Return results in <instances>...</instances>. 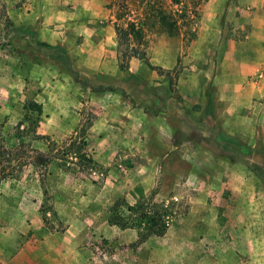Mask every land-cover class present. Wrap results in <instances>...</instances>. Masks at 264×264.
<instances>
[{
  "label": "rangeland",
  "instance_id": "obj_1",
  "mask_svg": "<svg viewBox=\"0 0 264 264\" xmlns=\"http://www.w3.org/2000/svg\"><path fill=\"white\" fill-rule=\"evenodd\" d=\"M129 22L142 39L118 49ZM48 32L56 43L39 41ZM262 40L264 0H0V264H264V143L225 142L210 123L238 64L218 56ZM54 48L91 87L117 89L74 82ZM256 78L233 96L242 125L249 106L264 123ZM167 107L184 111L174 143L187 141L163 152L152 115ZM148 208L163 235L110 223Z\"/></svg>",
  "mask_w": 264,
  "mask_h": 264
},
{
  "label": "crops",
  "instance_id": "obj_2",
  "mask_svg": "<svg viewBox=\"0 0 264 264\" xmlns=\"http://www.w3.org/2000/svg\"><path fill=\"white\" fill-rule=\"evenodd\" d=\"M40 5H41L40 3L38 4L34 3L30 14L35 15V16L42 15L44 13L43 12L44 7L43 6L41 7ZM52 8H55V7L53 6ZM9 13L11 15L15 14L12 11H10ZM25 13H27V11ZM45 35L46 37H44V34H41V36L38 35L39 41H42V42L45 41L49 44L56 43V41L53 39L54 38L53 32L45 33ZM255 48L256 50H254V52L252 51L250 54L245 55V56L236 55V53L234 55L233 52L231 51L226 56L223 55V53L218 56V58L232 60V62L234 63L236 60V63L238 64H237V67L235 64L233 68L228 70L229 82H228V85L226 84V88L228 90L226 92H221L220 90H217L216 92L218 97H222L223 94H228L230 97L232 96V98L229 99V103H228V100H225V99L222 100L223 101L222 103L220 101L221 98H219L214 104L213 117L210 119V123L214 124L216 127L218 137H221L225 142H230L232 141V139L239 140L240 142L246 141L250 145L251 148L255 147L256 144L262 145V143H264V123L258 121L257 119H254V116L258 115L259 112H257L256 109L252 108V106L251 107L249 106L248 114H250V118H247V116H245L246 118L245 124L242 125V122H241L242 120L238 119V116L243 114L242 113L243 109L240 107L237 110L238 108L237 104L236 103L233 104L235 100V98L233 99V96L237 94V89H240V91L243 90L242 88L244 87L241 86L242 82L253 81L254 79H257L256 78L257 75L260 76L259 87H257V89L259 91V94H264V40H262L260 45L256 46ZM35 53L36 55H39L37 50ZM40 55H43V54H40ZM45 56L48 59H51L48 55H45ZM9 80H10V77L6 76L5 83H7V86L9 84ZM128 98L129 100L130 99L133 100L129 95H128ZM161 109H162V106H161ZM167 110H168L167 112H158L156 110L155 114L152 115V125L154 126L155 128L154 130L157 134V136L155 137V140L157 142V145L163 146V147L160 146V150L163 152H166L167 150L165 149L167 148H177L181 142L182 144H184L185 141H187L181 138L178 143H174V141L176 140L175 137L178 133L177 132L178 130L181 136L182 134H186L185 133L186 131L184 128V125H185V122H184L185 116L183 115L184 111L181 109V107L179 108L177 107L175 109H170L169 107H167ZM167 115H169V117L176 118L177 123L173 125L166 123ZM193 118L192 120L196 121L195 116H193ZM199 133L203 136V139H207V136L209 134L202 130L199 131ZM161 136L163 138H160ZM164 146H166V148H164ZM197 148L198 147L195 146V149ZM138 154H140V152H138ZM50 246L52 247L50 250L53 249L54 251H59L58 244H51Z\"/></svg>",
  "mask_w": 264,
  "mask_h": 264
},
{
  "label": "trees",
  "instance_id": "obj_3",
  "mask_svg": "<svg viewBox=\"0 0 264 264\" xmlns=\"http://www.w3.org/2000/svg\"><path fill=\"white\" fill-rule=\"evenodd\" d=\"M158 21L162 26L167 27V34L168 35H175L177 34L176 29V23L168 22L165 15L160 14L158 17ZM116 33L118 36V49L121 48V45L123 42H128L131 40H141L143 36V30L141 27H138L134 22H129L126 24L125 27H116ZM131 50L134 52L132 54H129V57L138 58L140 60L146 61L145 52L143 50L135 49L134 47H131ZM120 52V51H119ZM124 54V53H123ZM47 55L57 61L60 65H62L71 75L74 82L78 83L82 87L89 88L90 90H101V91H113L117 88L113 86H100L98 89L93 88L89 85L87 81L81 80L79 78L78 73L71 67L69 58L66 54V51L64 49H53L52 51H49ZM126 67V66H124ZM120 93L123 97L128 98V95L125 93L123 89L120 90ZM130 101H132L130 99ZM37 111H39V106L37 107ZM163 208V207H161ZM138 206H129L127 207V210L131 212H136ZM150 208L144 209L141 213V217L138 219V223H134L133 221H127L125 219H122L120 216V219H116L115 217H110V223L118 225L122 228H128V227H137L140 228L143 226V230H145L149 234H154L157 236H161L165 232L166 224L163 219H161V214L158 213V211L150 212Z\"/></svg>",
  "mask_w": 264,
  "mask_h": 264
}]
</instances>
